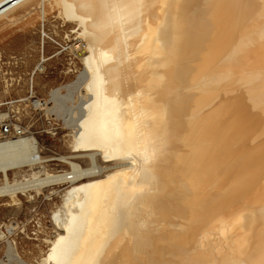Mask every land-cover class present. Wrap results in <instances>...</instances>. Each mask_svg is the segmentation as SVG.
I'll use <instances>...</instances> for the list:
<instances>
[{
  "label": "bare ground",
  "instance_id": "6f19581e",
  "mask_svg": "<svg viewBox=\"0 0 264 264\" xmlns=\"http://www.w3.org/2000/svg\"><path fill=\"white\" fill-rule=\"evenodd\" d=\"M53 1L81 38L73 153L0 143V196L69 184L38 264H264V0H0V20Z\"/></svg>",
  "mask_w": 264,
  "mask_h": 264
},
{
  "label": "rangeland",
  "instance_id": "374dc122",
  "mask_svg": "<svg viewBox=\"0 0 264 264\" xmlns=\"http://www.w3.org/2000/svg\"><path fill=\"white\" fill-rule=\"evenodd\" d=\"M28 10L32 12L26 13ZM15 12L20 13L17 16ZM14 15V20H0V101L25 96L32 89L31 84L33 92L42 97H48L50 90L60 91L62 98L53 109L60 112L65 129L54 137L43 134L41 142L46 155L71 154L68 142L71 126L81 115L80 93L85 76L79 48L72 49L73 44L81 40L74 31L77 26L59 15L54 1L45 2L41 8L33 2L26 9H16ZM73 160L83 166L89 164L87 156ZM97 160L101 162L100 155ZM102 163L113 165L112 161ZM48 168L69 170L70 165L54 160L49 162ZM68 185L47 187L53 193L47 195V191H43L46 196L31 189L17 192V203H12L8 195L0 196V264H38L48 248L47 239L56 232L52 209L60 203ZM28 192L34 193V197H27Z\"/></svg>",
  "mask_w": 264,
  "mask_h": 264
},
{
  "label": "built area",
  "instance_id": "2783aa9c",
  "mask_svg": "<svg viewBox=\"0 0 264 264\" xmlns=\"http://www.w3.org/2000/svg\"><path fill=\"white\" fill-rule=\"evenodd\" d=\"M48 102L45 97L36 95L31 89L25 96L0 101V143L17 136L37 137L41 141L43 134L54 137L60 130L65 129L63 118L57 117L54 112L51 114L45 112ZM38 153H42V150H39ZM42 162H45V160L37 157L21 168L37 167ZM57 170V172L64 171L61 169ZM69 177L70 174L67 175V178ZM57 184L67 183L61 181L52 185ZM48 192L50 193L51 191ZM40 194L46 196L43 192Z\"/></svg>",
  "mask_w": 264,
  "mask_h": 264
}]
</instances>
